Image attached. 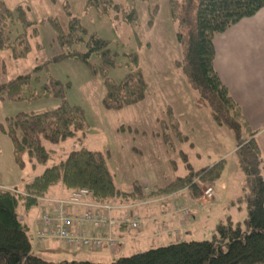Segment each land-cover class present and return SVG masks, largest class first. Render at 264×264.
Instances as JSON below:
<instances>
[{"label":"trees","instance_id":"trees-1","mask_svg":"<svg viewBox=\"0 0 264 264\" xmlns=\"http://www.w3.org/2000/svg\"><path fill=\"white\" fill-rule=\"evenodd\" d=\"M87 6L94 7L99 15H109L113 11L125 23L132 24L138 20L136 9L116 4L114 0H87ZM170 8L173 19L179 24L177 40L182 48V59L176 62L177 67L198 92L199 103L207 105L216 123L230 130L238 140L236 155L245 176V188L244 194L233 204L244 206L246 215L242 222H235L227 216L226 221L217 224L212 239L179 241L120 257L108 264H264L263 152L257 140L258 132L251 129L241 107L215 68L214 45L216 35L226 32L243 19L254 17L264 8V0H170ZM17 11L18 15L5 2H0V51H9L16 61L29 56L32 49L30 38L39 36L36 23L27 18L23 8L19 7ZM68 15L67 26L57 19L49 22L62 50L56 60L70 59L91 66L92 56H100V69L106 84L104 106L109 110H121L143 102L149 85L137 55H129L133 69L120 83L114 82L108 78L107 71L115 66L118 54L113 53L109 43L96 34L88 37L81 20ZM17 24L21 25L22 32L12 40ZM81 45L85 46L84 51L80 50ZM46 66L47 63L38 65L30 73L0 85V101L3 102H22L27 94L31 100L51 97L62 100L55 109L22 112L7 119L4 132L12 140L18 167L24 170L27 165L33 169L45 166V170L30 182H24L21 192H0V264H107L91 261L54 263L33 252L29 228L23 225L18 207L22 204L30 210L38 206L40 199L57 185L64 187L68 196L86 188L93 192L97 202L132 205L185 189L198 199L202 192L196 180L211 183L213 187L222 178L225 160L200 170H194L187 163L189 173L164 188L146 193L145 188L135 183L131 192L120 190L108 166V155L90 150L81 142L89 125L84 110L70 105L66 99L69 84L50 79L39 90L33 89L32 79H39V72ZM93 69L97 73L98 69ZM165 129L182 136L173 116L169 123H165ZM162 136L167 143L172 140L170 132ZM68 141H72L69 152L63 146ZM48 144L58 147L50 148ZM52 158L54 162L47 166Z\"/></svg>","mask_w":264,"mask_h":264},{"label":"rangeland","instance_id":"rangeland-1","mask_svg":"<svg viewBox=\"0 0 264 264\" xmlns=\"http://www.w3.org/2000/svg\"><path fill=\"white\" fill-rule=\"evenodd\" d=\"M2 1L16 15L17 9L23 8L27 18L36 23L39 36L30 38L32 49L25 59L16 61L9 51H0V85L47 63L39 72V79H32L33 89L39 90L50 79L69 84L66 88V99L70 105L80 106L84 110L89 125L81 141L83 146L108 155L107 162L115 184L125 192H131L135 183L145 189L149 187L152 191L164 188L189 173L187 163L192 165L194 170H200L209 161L225 160L226 176L217 194L218 198L212 202L211 208L216 216L223 214L224 219L227 215L233 217L235 222L244 220V206L233 204L243 195L245 182L236 155L238 140L230 130L216 123L207 105L199 103L198 92L192 88L183 71L176 65V62L182 59V48L177 40L179 24L172 17L170 0H114L116 4L136 9L138 20L132 24L122 21L113 11L109 15H99L94 7L87 6V0H0ZM68 13L81 20L88 31V37L96 34L109 43L108 47L113 53L118 54L115 66L107 71L108 78L114 82L120 83L133 69L129 55H137L139 66L149 85L147 97L143 102L121 110H109L104 106L106 84L100 69V56H92V67L70 59L56 60L62 50L49 22L51 19H57L67 26ZM21 32L22 27L17 24L13 29L12 40ZM84 49L85 46L81 45L80 50ZM93 67L98 69L97 73ZM61 103V99L54 97L31 100L28 94L22 102L0 101V192L21 191L24 182H30L45 170V166L33 169L27 165L24 170L18 167L14 158V145L4 132L7 119L22 112L52 110ZM171 116L177 120L179 131L182 133L180 137L165 129V123H169ZM166 132L171 134L172 140L169 143L162 136ZM48 146L58 147L50 144ZM63 146L69 152L72 141ZM52 162L54 158L47 166H51ZM195 183H199L202 202L211 201L212 199L205 200L203 194L212 184L200 183L199 180ZM61 189V185L53 187L45 198L58 199L61 197ZM150 189L145 192H151ZM157 198L162 197H150L145 201L136 202L135 208ZM155 206L159 207L153 208L156 209L155 215L161 217L163 214L160 209L165 210L166 206ZM48 207L44 202L30 210H26L22 204L18 207L23 224L29 228L34 250L50 262L74 261L73 256L80 250H69L58 241L48 240L47 244H40L41 249L39 245L36 246L38 223L41 216L49 211ZM182 212L181 214H184ZM163 221L168 222V218ZM161 228V233L170 235V230L159 227ZM212 237L213 235H210L207 239ZM125 254L130 253L120 255ZM85 255L94 254L88 251ZM77 260L96 262L94 258ZM112 262L114 261L102 263Z\"/></svg>","mask_w":264,"mask_h":264},{"label":"crops","instance_id":"crops-1","mask_svg":"<svg viewBox=\"0 0 264 264\" xmlns=\"http://www.w3.org/2000/svg\"><path fill=\"white\" fill-rule=\"evenodd\" d=\"M214 45L216 49L215 68L231 96L241 107L251 129L258 132L257 140L264 157V8L254 17L243 19L226 32L216 35ZM217 162L214 159L212 162H207L206 166L202 168L211 166L210 163ZM225 176L226 174L224 173L222 178L213 184L216 193L209 202H202V194L198 199H194L190 191L185 189L169 196L154 199L155 201L153 202H148L141 206L138 205L133 208V212L141 217L142 228L140 230H132L128 227L123 228V230L118 229L115 234L123 241L121 247L114 249L103 248L98 251L74 248L80 251L73 256V260L78 261L77 258H94L96 262L100 263L115 261L120 257L130 256L134 253L144 252L151 248L166 246L179 241L207 239L208 236L214 235L217 224L227 218L226 215L224 219L223 214L216 216V213L211 208L212 202L218 198L217 194ZM244 188L245 182L243 194ZM146 189L149 190L150 188L147 187ZM150 191L152 190L150 189ZM60 192L61 197L58 199L69 197V193L64 187H62ZM155 205L166 206L165 210L160 209L163 214L161 217L155 215L156 209L153 208H159ZM48 209L51 211L50 207ZM180 209H187L190 214H181L179 212ZM242 216L245 217L244 211ZM166 218H168V222L163 221ZM20 219L22 221L21 217ZM38 224L39 227L36 232L40 228V222ZM202 224L204 227H202ZM159 227H166L171 234L161 233L158 235ZM90 230L93 232L92 229ZM48 242L46 241L44 244ZM60 243L64 246L62 242ZM36 246L38 245L36 244ZM38 247L41 249L40 245ZM34 248L35 246H33V252L38 255ZM88 251L94 255H85ZM124 251L130 254L120 255L125 253ZM38 256L42 257L43 255Z\"/></svg>","mask_w":264,"mask_h":264},{"label":"built area","instance_id":"built-area-1","mask_svg":"<svg viewBox=\"0 0 264 264\" xmlns=\"http://www.w3.org/2000/svg\"><path fill=\"white\" fill-rule=\"evenodd\" d=\"M203 196L208 200L213 199V187H208ZM40 200L47 203L51 211L44 213L40 218V228L35 236L37 245L48 240H57L68 249H114L123 245L122 239L115 234L118 229L142 228V219L133 212L135 204L97 202L93 198V192L86 188L74 191L66 199ZM179 212L190 214L187 209H180ZM161 232L162 228L158 230L159 234Z\"/></svg>","mask_w":264,"mask_h":264}]
</instances>
